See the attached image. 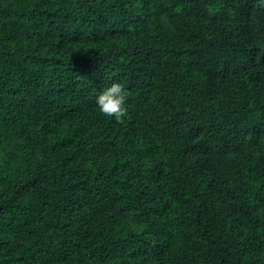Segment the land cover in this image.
<instances>
[{"label": "trees", "instance_id": "16d2710c", "mask_svg": "<svg viewBox=\"0 0 264 264\" xmlns=\"http://www.w3.org/2000/svg\"><path fill=\"white\" fill-rule=\"evenodd\" d=\"M0 264H264L256 0H0Z\"/></svg>", "mask_w": 264, "mask_h": 264}, {"label": "clouds", "instance_id": "9594fccd", "mask_svg": "<svg viewBox=\"0 0 264 264\" xmlns=\"http://www.w3.org/2000/svg\"><path fill=\"white\" fill-rule=\"evenodd\" d=\"M257 6L264 9V0H256ZM129 93L119 81L104 87L95 97L99 111L108 116H114L117 121H123L128 113Z\"/></svg>", "mask_w": 264, "mask_h": 264}, {"label": "rangeland", "instance_id": "374dc122", "mask_svg": "<svg viewBox=\"0 0 264 264\" xmlns=\"http://www.w3.org/2000/svg\"><path fill=\"white\" fill-rule=\"evenodd\" d=\"M154 56L157 57L158 59H160L161 61H164V56L158 55V51L156 53H154ZM208 70L210 71V68H208Z\"/></svg>", "mask_w": 264, "mask_h": 264}]
</instances>
